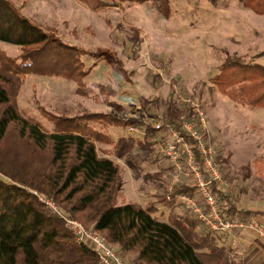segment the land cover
<instances>
[{"label": "rangeland", "instance_id": "374dc122", "mask_svg": "<svg viewBox=\"0 0 264 264\" xmlns=\"http://www.w3.org/2000/svg\"><path fill=\"white\" fill-rule=\"evenodd\" d=\"M11 1L23 15L77 49L67 60L74 62L75 70L64 61L58 66L41 64L36 73L22 76L16 92L21 113L49 131L90 133L101 155L113 148L124 183L119 203L153 200L151 192L162 186L157 180L147 183V172L162 171L167 186L175 180L194 183L187 168L178 170L157 149L149 154L142 148L141 128L122 126L126 120L153 124L159 115L167 120L171 98L180 107V119L189 105L178 90L200 103L206 114V140L216 149L223 189L241 209L264 208V106L250 104L251 88L247 93L244 88L253 87L255 80L243 81L238 71L217 79L227 56L241 57L264 72V13L253 1ZM0 50L8 56L21 54L20 46L4 41ZM98 50L110 52L114 59L91 55ZM84 114L98 115L75 118ZM220 204L226 205L222 200ZM184 209L177 206L176 211ZM169 213L159 206L155 215L168 220ZM243 231L254 232L237 233ZM254 233L256 242L261 237ZM236 236L227 235L229 264H247L243 256L248 245L236 248ZM135 256L123 257L126 264H138Z\"/></svg>", "mask_w": 264, "mask_h": 264}, {"label": "trees", "instance_id": "16d2710c", "mask_svg": "<svg viewBox=\"0 0 264 264\" xmlns=\"http://www.w3.org/2000/svg\"><path fill=\"white\" fill-rule=\"evenodd\" d=\"M244 2H252L259 13H264V0ZM0 41L21 47L17 56L0 50V264H100L95 250L79 242L64 218L40 196L53 200L64 215L99 232L122 256L135 253L138 264H229L227 234L209 230L186 207L182 213L176 211L177 206H183L177 199L180 194L191 195L204 205L195 183L181 181L167 186L163 184L162 171L145 174L147 183L157 180L162 186L156 197L171 208L168 221L155 215L154 203H119L124 184L122 168L111 157L99 153L90 133L49 131L21 113L16 92L22 76L36 73L41 64H64L77 54L75 46L23 15L11 0H0ZM90 53L114 59L106 50ZM65 64L71 71L76 69L74 62ZM262 68L252 67L241 57L227 56L217 79L238 71L244 75L243 81L255 80L253 87L244 85L246 93L251 88L248 101L264 106ZM185 113L193 115L191 106ZM179 115L180 107L171 98L166 118L181 130ZM55 117L61 116L52 118ZM122 126L141 128L144 137L139 143L149 154L156 152L157 139H165L150 123L126 120ZM211 190L225 219L246 220L258 213L239 208L233 194L216 182L211 184ZM202 226L207 230L202 231Z\"/></svg>", "mask_w": 264, "mask_h": 264}, {"label": "built area", "instance_id": "2783aa9c", "mask_svg": "<svg viewBox=\"0 0 264 264\" xmlns=\"http://www.w3.org/2000/svg\"><path fill=\"white\" fill-rule=\"evenodd\" d=\"M176 94L184 103L192 107L193 115L188 117L183 112L180 116L181 130L165 120L163 116H157L152 125L163 133L165 139H157L156 149L176 169L180 170L183 166H187L204 205L200 203L199 199L188 194L177 195L178 201L190 212L196 214L213 232L235 236L237 231L249 229L264 239V227L254 216H250L246 220L223 218L217 196L211 190V184L216 182L222 186L225 182L216 161V149L206 140V114L200 103H196L192 97L183 96L178 90H176ZM185 134L192 138V142L187 139ZM177 181L175 180L173 185ZM40 200L46 203L53 212L64 218L79 242L87 243L95 250L100 264H126L124 257L99 232L86 227L76 218L64 215L53 200L44 196H40Z\"/></svg>", "mask_w": 264, "mask_h": 264}, {"label": "crops", "instance_id": "0c3cea01", "mask_svg": "<svg viewBox=\"0 0 264 264\" xmlns=\"http://www.w3.org/2000/svg\"><path fill=\"white\" fill-rule=\"evenodd\" d=\"M262 15H264V14H262ZM112 149L113 148H105L104 149L105 153L103 155L109 156L112 159H114V157H113V155L111 153V152H113ZM157 193H158L157 190H156V193L155 192H151V194H152V198L151 199H153V200H151L149 202H145V200H144L143 203H140V204H142L143 206H144V204L148 206V205L154 203L156 208L157 207L159 208V206H161L162 208L169 209L171 211L170 207H168L167 205H165L163 203H160L157 200V197H156ZM247 209H250L252 211L258 212L254 217L264 227V208L260 207V206H252V207H249ZM168 220H169V216H168ZM168 220H166V221H168ZM254 234L255 233L251 232V231H243L240 234L237 233V236H236V242L237 243L234 244V245L237 246L236 248H238L241 243H245L246 245H248V247H247V249L245 251V254L243 256V259L247 261V264H264V239L263 238H261V239L258 238L256 240V242H255V241L252 240ZM133 254L136 255L135 253L126 254L125 255L126 259L134 257ZM260 259L262 260V263H259Z\"/></svg>", "mask_w": 264, "mask_h": 264}]
</instances>
